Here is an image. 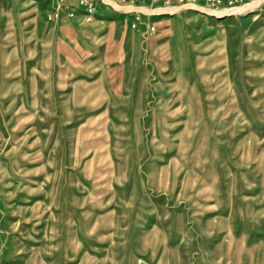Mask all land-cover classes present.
<instances>
[{"label":"rangeland","instance_id":"1","mask_svg":"<svg viewBox=\"0 0 264 264\" xmlns=\"http://www.w3.org/2000/svg\"><path fill=\"white\" fill-rule=\"evenodd\" d=\"M92 1L0 0V264H264V0Z\"/></svg>","mask_w":264,"mask_h":264},{"label":"built area","instance_id":"2","mask_svg":"<svg viewBox=\"0 0 264 264\" xmlns=\"http://www.w3.org/2000/svg\"><path fill=\"white\" fill-rule=\"evenodd\" d=\"M77 7L80 6L84 14L87 16L88 20L92 19L93 14L95 13V5L92 0H73ZM118 3H126V4H143L151 6L155 5H181V4H201L211 7H219L224 5H235L249 0H114ZM71 6L68 0H57V7L55 15L62 13V9L68 7V11L65 15L66 18L73 17L75 15V11ZM135 19H139V16H135Z\"/></svg>","mask_w":264,"mask_h":264},{"label":"bare ground","instance_id":"3","mask_svg":"<svg viewBox=\"0 0 264 264\" xmlns=\"http://www.w3.org/2000/svg\"><path fill=\"white\" fill-rule=\"evenodd\" d=\"M114 6L118 7V5L116 3H114ZM224 6H231V5H224ZM250 7H251V5L248 2V4H245V5H242V6L233 7V8L232 7L231 8H226L225 7L223 9H218V8H209V7L196 6V5H192V6L188 7V8H193V9L197 10L199 13H201L203 15H206V16L207 15H212V16H215V17H220V16L231 14V13L246 14L247 12H250L252 10V9H250ZM162 13H170V14H172L173 10H165V11H162Z\"/></svg>","mask_w":264,"mask_h":264},{"label":"crops","instance_id":"4","mask_svg":"<svg viewBox=\"0 0 264 264\" xmlns=\"http://www.w3.org/2000/svg\"><path fill=\"white\" fill-rule=\"evenodd\" d=\"M96 12V11H95Z\"/></svg>","mask_w":264,"mask_h":264}]
</instances>
